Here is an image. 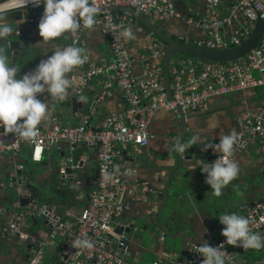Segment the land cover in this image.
Instances as JSON below:
<instances>
[{
  "label": "crops",
  "instance_id": "0c3cea01",
  "mask_svg": "<svg viewBox=\"0 0 264 264\" xmlns=\"http://www.w3.org/2000/svg\"><path fill=\"white\" fill-rule=\"evenodd\" d=\"M232 2L233 0H223L220 14H226ZM176 6L180 17L166 23L164 27H167L171 33L185 37L190 43L197 44L205 36V31L193 21L206 17L207 7L205 1H179ZM17 10H21L23 15L19 20L15 13ZM29 18L30 15L26 9L9 11L4 22L12 26L14 31L6 40H0V43H3L8 39H10L9 42L20 39V58L23 54L29 55L28 62H23L22 58L19 60L18 69L20 71L18 75L20 76L33 71L40 61L50 56L57 47L69 44L74 46L68 34L43 43L42 37L39 36L38 30L31 24ZM242 23L241 17L232 20L222 28V34L226 38L231 37L235 29ZM127 31L132 34L131 38H127L130 51L138 59L136 72L141 74L143 70L141 60L150 54V38L137 23L127 27ZM82 37L81 54L85 58V62L75 67L71 74L85 72L102 61L113 59L109 40L98 26L94 24L92 28L85 29ZM7 56L10 65L14 66L12 55L7 54ZM182 59L183 57L177 58L171 63V66L181 63ZM98 95H100V99L97 98ZM81 96L85 97L83 104L87 108L81 109L79 113L75 114V108L77 109L79 105L71 97L66 95L64 101H58L50 98L49 94L45 95L42 100L47 102L49 114L40 128L49 129L58 121L63 124H75L77 126L85 116L87 120H91L92 127L100 128L108 115L120 114L126 109V103L118 79L115 76L97 75L92 77ZM262 105H264V86L245 91L230 92L212 98L209 101L207 112L187 113L185 122L189 131V138L197 136L199 146L206 142L218 143L221 133L227 134L231 131L237 133L244 130V125L240 122L242 113L257 111ZM182 126L179 113L161 110L157 112L150 124L151 139L149 144L140 152L123 154L117 158L118 164L136 169V175L126 177L125 182L133 187L137 185L140 199L129 196L126 198L125 210L117 219L116 227L128 229L130 225H134L135 229L143 234L154 232L155 227L158 225V218L145 220V217L150 211L157 213L159 200L161 199L159 194L163 192L166 182L178 169L179 152L174 150V145L180 141ZM246 140L248 142L246 146L239 147L237 151L233 152V159L237 161L240 168L239 175L229 184V187L226 186L222 190L221 196L213 195L210 186L205 183V178L200 180L191 179L182 185V199L173 216H169L168 212L164 213V224L173 234L180 236V233H184L187 235L186 247L191 243L203 244L205 241L215 240L222 235L221 230L224 226L219 223V215L236 213L245 217L249 210L254 207H239L237 203L253 205V203L264 200V155L262 146L256 137H249ZM58 146H60V150ZM81 148L80 153L74 155L72 144L68 141H61L57 147L46 148L43 160L40 162L32 160L33 147L27 144H24L18 153L0 155V181H2L0 182V202L3 203L9 197L10 182L5 178L7 173L22 170L23 175H30V177L32 173L37 175V181L46 184L51 189L53 196L57 195L53 200V207L55 208L52 216L56 217L57 215L61 219L74 218L89 204L91 181L97 172L99 163L98 147L82 145ZM62 151L67 153L70 160L77 161L74 168H77V165L80 168L76 177L71 179L65 187L58 186L61 181L58 171L62 160L60 156ZM189 151L188 154L191 152ZM55 154H57V157ZM79 162L82 163L81 166L78 164ZM197 162L196 157L193 160L186 159L184 165L186 168H192ZM21 167L23 168L21 169ZM18 177L21 176L18 175ZM61 182L64 183V181ZM174 189L175 186L169 187L170 196L173 195ZM232 193H236L238 197L236 204L229 201V195ZM148 194L154 195L151 201L152 207L147 199ZM59 201L62 203L61 206L57 204ZM21 212L27 213L24 230L30 235V239H49V245L45 247L46 257L44 263L54 264L59 258H63V237L60 235L51 237V230L44 233L38 224L39 217H32L28 209H21ZM15 213V209L10 210L4 221L0 222V232L4 237L1 246L3 245L2 249L8 251L0 256L2 264H27L29 261L27 246L32 243V240L22 241L17 236L4 235L7 222ZM256 233L264 234V228ZM126 236L131 251L127 255L130 264H154L156 262L158 264H189L184 258L186 253L181 237L175 239L164 238V233L160 232L158 238L161 245L155 246L148 241H133L129 234H126ZM165 241L175 245L174 251L164 248L163 243ZM10 251H12L11 254Z\"/></svg>",
  "mask_w": 264,
  "mask_h": 264
},
{
  "label": "built area",
  "instance_id": "2783aa9c",
  "mask_svg": "<svg viewBox=\"0 0 264 264\" xmlns=\"http://www.w3.org/2000/svg\"><path fill=\"white\" fill-rule=\"evenodd\" d=\"M179 1L185 0H90L98 8L95 25L107 36L113 59L102 61L85 72H74L68 78L75 94L80 95L92 77L115 76L126 103L123 113L108 115L100 128L84 124L72 126L58 121L49 129L39 128L37 136L31 141L5 134L0 128V155L18 153L27 144L33 147L32 160L36 162L43 160L46 148L57 147L61 141L90 147L97 145L99 163L91 181L89 204L72 219L51 216L53 227L50 236L63 237L64 256L69 264H130L127 260V255L131 253L128 237L118 232L120 227H116V221L125 210L126 198L129 196L140 199V195L137 185L133 187L125 182L126 177L136 175V169L118 164L117 158L125 152H140L149 144L150 124L157 112L166 110L178 113V109H181L187 119L189 112H207L212 98L264 86V33L260 45L251 50L242 61L201 62L193 57H183L181 63L172 65L170 69L171 95L164 82L165 46L148 35L150 54L141 60L142 73H137L138 59L130 51L129 40L127 42L123 35L135 20L124 13L115 12L112 7H131L152 21L166 23L180 17L176 6ZM204 1L207 7L206 17L193 21L205 31V36L197 42L200 46L210 49L237 47L252 34L253 15L264 20V0H233L229 11L224 15L220 14L223 0ZM16 9H26L31 24L38 30L44 11L43 4L39 7L29 4L12 10ZM239 17L242 18V25L235 29L231 37H224L222 28ZM84 30L81 21L80 28L68 34L73 45L79 42ZM45 93L38 94V98ZM240 122L245 130L259 139L264 155V105L257 111L242 113ZM104 170L112 176L108 182L103 180ZM26 218V212L15 213L9 218L4 232L17 236L22 241L30 240L29 234L24 230ZM247 218L252 232L263 229L264 202L252 207ZM77 239L90 241L92 247H74L73 242ZM225 239L220 235L208 244L217 247ZM31 240L33 248L27 264H45V247L49 245V239L42 242ZM200 245L191 243L188 246L189 264H202L203 257L196 252V247ZM240 248L226 243L222 246L227 264H238L236 252Z\"/></svg>",
  "mask_w": 264,
  "mask_h": 264
},
{
  "label": "clouds",
  "instance_id": "9594fccd",
  "mask_svg": "<svg viewBox=\"0 0 264 264\" xmlns=\"http://www.w3.org/2000/svg\"><path fill=\"white\" fill-rule=\"evenodd\" d=\"M29 4L44 6L38 23V33L43 43L75 32L80 28L81 21L85 28H92L98 12V8L93 6L90 0H0V40H6L14 31L12 26L4 22L7 13ZM123 35L125 38L132 36L127 30ZM81 52L79 47L70 44L57 47L50 56L41 60L33 71L20 76V70L10 65L9 57L4 49L0 48V128L5 134L29 141L37 136L39 128L49 114L47 102L41 101L38 94L47 92L50 98L64 101L72 83L67 74L84 63L85 58ZM78 99L83 102L85 97ZM197 139V136H193L187 143L178 141L174 150L183 154ZM236 143L237 136L231 131L227 134L221 133L218 143L203 144L202 150L212 149L214 153L219 154L211 164L207 163L201 167V172L206 174L205 183L217 197L221 196L222 190L239 175L240 168L233 159ZM102 175L105 182L112 179L107 170H104ZM219 223L224 226L221 234L226 239L217 247L210 246L207 241L196 247V252L203 257L202 264H226L222 251L225 243L243 249L258 250L264 247V234L252 232L248 218L236 213H224L219 215ZM73 246L91 248L92 244L86 239H77Z\"/></svg>",
  "mask_w": 264,
  "mask_h": 264
},
{
  "label": "water",
  "instance_id": "95a60500",
  "mask_svg": "<svg viewBox=\"0 0 264 264\" xmlns=\"http://www.w3.org/2000/svg\"><path fill=\"white\" fill-rule=\"evenodd\" d=\"M178 3V2H177ZM112 9L117 13H124L130 17H133L135 20V23H137L148 35H151V39L161 41L165 46V55L163 58V72H164V82L166 89L168 93L171 95L170 91V68L172 58L177 53H185L187 55H191L198 59L201 62L204 61H214V62H236V61H242L246 56L249 54L251 50L254 48H257L260 43L261 39L264 33V20L256 15H253L252 22H251V28L253 29L252 34L243 42L237 46L233 47L231 49H210L206 46H200L198 44L190 43L185 37L171 33L167 27H164L166 23H158L155 21L150 20L149 18L145 17L141 12L138 10H135L131 7H112ZM18 20L23 17L22 11L17 10L16 12ZM170 22V21H169ZM86 30L88 28H85ZM168 30V31H167ZM0 43V48L4 49L5 54H11L12 55V64H14L15 67L18 68L20 65L19 60L22 58L23 62H28L29 55L23 54L20 58V39L19 40H12ZM83 37L79 40V42L74 45L75 47H79L81 49ZM7 45V46H3ZM85 62V59H84ZM71 73L67 74L68 77ZM83 93V92H82ZM81 93V94H82ZM80 95L75 94L74 88L70 86L67 96L71 97L72 100L77 103L78 102V108H75V114L79 113L81 109H86L87 107L84 106L83 102L79 101ZM45 95H48L46 92L44 95L40 97V99H43ZM98 99H100V95L97 96ZM178 113L180 114V117L182 119V129L180 131V142L187 143L192 138H189V131L187 130V124L185 115L182 112L181 109H178ZM91 125V120H87L86 116L83 117L82 121H80L77 125ZM75 124H72L74 126ZM237 136V143L234 145V151H237L239 147H244L248 144L247 138H254L253 134L250 133L248 130H241L240 132L235 133ZM199 141L196 140L195 144L190 148L187 149L183 154L179 153V166L177 171L172 175V177L166 182L165 188L161 194H159V197L161 198L159 200V207L156 212L150 211L145 217V220H148L150 218H158V225L155 227L154 232L143 234L138 229H135L134 225H130L128 229H125V227L118 228V232L120 233H126L129 234L132 237L133 241H148L152 245L160 246L159 244V238L158 233L163 232L164 238H171L175 239L178 237L183 238V248L185 250L186 256L184 257L186 259V262H189L188 254H187V235L184 233H180L179 235L173 234L164 224L163 217L164 213H167L173 216L175 213L177 207L180 204V201L182 199V185L186 181L193 180H200L204 179L206 177V174L201 172V167H203L205 164L209 163L211 164L215 159L218 158V153H214L212 149H208L207 151L202 150L203 145L199 146ZM82 145H75L72 144L73 148V154H79L81 151ZM91 147H97V145H93ZM61 149V148H60ZM59 149V150H60ZM192 152H190V151ZM188 151L190 154H188ZM60 152V151H59ZM127 155V152L123 153ZM57 157V154H55ZM60 156L62 160L60 161L59 171L58 175L60 176V180L64 181L59 182L58 186L65 187L67 186V183L71 179H74L77 175V171L80 168H74L76 166L77 161L70 160L67 153L65 151H62L60 153ZM196 157L198 159V162L195 164L194 167L186 168L184 165V160H193ZM76 160V159H75ZM81 166V162L78 163ZM59 165V163H57ZM61 169H64L63 171ZM21 176V177H18ZM35 176V177H34ZM5 178L10 182V191H9V197H7L6 201L3 203L0 202V222L4 221L6 215L9 213L10 210L15 209L16 213L21 212V209H28L29 214L32 217H39L40 220H38V224L40 228H42V231L46 233V231L52 230V221L53 218L52 213L54 212L53 207V200L55 196L51 194V189L46 184H41L37 180V175H34L33 173L30 175H23L22 170L13 171L11 173H7ZM34 178V179H32ZM68 180V181H66ZM174 181V183H172ZM2 182V181H0ZM175 186L173 195L170 196L169 194V187ZM229 187V185L227 186ZM60 197V195H58ZM154 195L148 194L147 199L150 201V206L152 207L151 201L153 200ZM238 199L236 193H232L229 195V201L232 204H236V200ZM264 202V200H260L257 203H253V205L249 204H239L237 203V206H243L246 208H250L252 206H255L258 203ZM58 206H61V201L57 202ZM170 204V205H169ZM57 218H59L56 215ZM247 218V215L245 216ZM4 235H7V233L4 232ZM30 236V235H29ZM47 238L44 239H37L38 242L45 241ZM4 240L3 235L0 232V256L2 253L8 252L5 249H2L1 242ZM31 240V239H30ZM165 243V244H164ZM164 248L169 251H174L175 245L173 243L164 242ZM33 248V244L30 243L27 246V252L28 257L31 256V250ZM131 252V251H130ZM151 252V250H150ZM10 254L12 251L9 252ZM237 256V262L238 264H264V248H260L258 250H254L251 248L243 249L240 248L236 252ZM46 257V255H45ZM173 262V260H171ZM95 263V262H93ZM0 264H2V260L0 259ZM54 264H69L67 262L66 256L63 255V258H59L57 261L54 262Z\"/></svg>",
  "mask_w": 264,
  "mask_h": 264
},
{
  "label": "rangeland",
  "instance_id": "374dc122",
  "mask_svg": "<svg viewBox=\"0 0 264 264\" xmlns=\"http://www.w3.org/2000/svg\"><path fill=\"white\" fill-rule=\"evenodd\" d=\"M184 56H189V55H187V54H185V53H177V54H175V55L173 56L172 61L174 62L177 58H179V57H184Z\"/></svg>",
  "mask_w": 264,
  "mask_h": 264
}]
</instances>
